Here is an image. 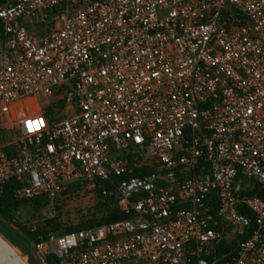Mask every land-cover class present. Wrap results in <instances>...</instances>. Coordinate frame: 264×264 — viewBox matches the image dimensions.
Returning <instances> with one entry per match:
<instances>
[{"label": "built area", "instance_id": "1", "mask_svg": "<svg viewBox=\"0 0 264 264\" xmlns=\"http://www.w3.org/2000/svg\"><path fill=\"white\" fill-rule=\"evenodd\" d=\"M0 120V197L102 188L125 217L45 264H264V0H6Z\"/></svg>", "mask_w": 264, "mask_h": 264}, {"label": "rangeland", "instance_id": "2", "mask_svg": "<svg viewBox=\"0 0 264 264\" xmlns=\"http://www.w3.org/2000/svg\"><path fill=\"white\" fill-rule=\"evenodd\" d=\"M30 108L37 109L35 105ZM18 106L13 108L12 118L19 120L21 113H18ZM56 117H65L61 111L54 113ZM4 121L0 120V146L7 144L19 137L16 127H2ZM101 200L97 193L85 192L78 195H70L67 198H62L56 201L53 205H48L40 212H34L30 205H26L17 213V222L22 226L35 230L37 227H42L47 221H55L60 224V231L57 233H64L65 229L71 226H77L90 219L99 220L103 213L98 208ZM54 211L56 217L48 219L47 213ZM12 228L19 229L15 223H10Z\"/></svg>", "mask_w": 264, "mask_h": 264}, {"label": "trees", "instance_id": "3", "mask_svg": "<svg viewBox=\"0 0 264 264\" xmlns=\"http://www.w3.org/2000/svg\"><path fill=\"white\" fill-rule=\"evenodd\" d=\"M5 1L6 0H0V5L4 4ZM122 179H126V177H123ZM14 188V183H8L4 189L2 196L0 197V219H3L9 223H15L19 230H21L24 234L32 238L36 243L46 242L50 234L57 233V231H60V224L52 220L47 221L44 226L37 227L35 230L26 228L20 223H18L17 213L22 207L30 205L33 211L38 213L42 209L50 205V200L47 196H42L30 201L19 202L14 197ZM96 193L101 200L100 204H98V208L103 213L102 218H100L99 220H95L93 218L77 226L68 227L64 230V233L75 232L104 223L115 222L125 218L118 210L114 197L108 198L103 196L102 188H99ZM261 196L264 197V194H261ZM242 210L245 214L251 216L250 211L246 209ZM234 246H236V243H234L233 246L223 245L219 253L223 254L228 250H232ZM47 264H57V260L53 256H49L47 258Z\"/></svg>", "mask_w": 264, "mask_h": 264}, {"label": "water", "instance_id": "4", "mask_svg": "<svg viewBox=\"0 0 264 264\" xmlns=\"http://www.w3.org/2000/svg\"><path fill=\"white\" fill-rule=\"evenodd\" d=\"M20 241L27 245V249ZM35 244L21 230L0 219V264H45L37 254Z\"/></svg>", "mask_w": 264, "mask_h": 264}, {"label": "flooded vegetation", "instance_id": "5", "mask_svg": "<svg viewBox=\"0 0 264 264\" xmlns=\"http://www.w3.org/2000/svg\"><path fill=\"white\" fill-rule=\"evenodd\" d=\"M21 243H22V245L27 249V245L24 243V242H22V241H20Z\"/></svg>", "mask_w": 264, "mask_h": 264}, {"label": "snow or ice", "instance_id": "6", "mask_svg": "<svg viewBox=\"0 0 264 264\" xmlns=\"http://www.w3.org/2000/svg\"><path fill=\"white\" fill-rule=\"evenodd\" d=\"M30 123V125H31V122H29ZM38 123H41L42 124V121H40V122H38Z\"/></svg>", "mask_w": 264, "mask_h": 264}]
</instances>
